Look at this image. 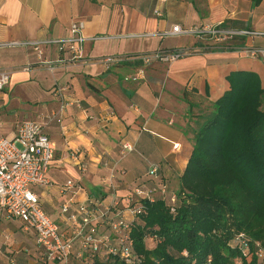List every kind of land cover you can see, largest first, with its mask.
Masks as SVG:
<instances>
[{"label":"crops","instance_id":"1","mask_svg":"<svg viewBox=\"0 0 264 264\" xmlns=\"http://www.w3.org/2000/svg\"><path fill=\"white\" fill-rule=\"evenodd\" d=\"M158 11L162 17L156 16ZM73 22L82 24L86 38L98 37L84 45L85 57L91 60L185 48L193 53L170 64L154 63L139 80L125 81V76L135 75L139 61L109 70L92 62L51 72L39 64L31 48H0V71L9 75L0 92V138L12 139L24 121L45 124L54 143V160L47 183L33 190L62 230L63 203L106 207L116 200L131 221L128 210L137 199L132 189L140 183L150 187L161 181L169 196L176 195L192 152L196 122L229 89L227 76L253 72L264 89V60L234 50L247 40L208 44L186 36H144L174 25L215 23L264 32V0L257 6L250 0H0V43L65 38ZM249 44L263 48L264 37ZM61 57L54 46L43 49L44 60ZM62 102L66 106L61 124L50 121ZM121 140L134 147L124 157ZM72 153L79 154L78 161L72 160ZM152 167L157 168L156 180L148 176ZM67 181L79 190H62ZM0 264H45L34 232L2 212Z\"/></svg>","mask_w":264,"mask_h":264},{"label":"trees","instance_id":"2","mask_svg":"<svg viewBox=\"0 0 264 264\" xmlns=\"http://www.w3.org/2000/svg\"><path fill=\"white\" fill-rule=\"evenodd\" d=\"M226 80L229 89L196 122L175 204L140 200L130 228L135 264H264V89L249 71ZM240 234L246 256L233 243ZM93 264L125 263L98 255Z\"/></svg>","mask_w":264,"mask_h":264},{"label":"built area","instance_id":"3","mask_svg":"<svg viewBox=\"0 0 264 264\" xmlns=\"http://www.w3.org/2000/svg\"><path fill=\"white\" fill-rule=\"evenodd\" d=\"M162 17L160 11L155 13ZM83 26L73 22L69 28V36L60 39L37 40L32 42L0 43L4 47H28L35 52L38 62L49 71H54L60 66L96 63L104 70L122 65L125 62L137 60L140 66L135 75L125 76V81H137L145 74V69L154 63L170 64L176 60L189 56L192 49L175 51L156 50L139 56H105L94 60L85 57L84 45L98 37L86 38L83 35ZM158 36L159 38H174L179 36L193 37L199 42L208 44H221L230 40H253L264 37V32H257L245 28H228L220 23L202 24L183 28L179 25L172 26L155 34L144 36ZM248 44L234 48L252 59L264 60V47ZM49 46L57 48L62 55L53 61L43 58V49ZM9 82V75L0 71V92ZM59 92L63 89H58ZM66 103L62 102L59 111L50 116L61 124V113ZM177 147V145H173ZM134 151L133 145L120 141V154L126 156ZM55 147L45 132V124L35 121H24L16 129L12 139L0 138V212L8 219H17L22 222L26 230L35 234L37 245L42 250V260L45 264H71V258L82 259V264H93V258L98 255L105 257L115 256L125 264H135L132 252L130 228L137 214L141 211L140 200L152 201L154 195L165 199V186L140 183L132 189V194L137 198L128 212L133 219L130 221L123 215V210L118 208V203L113 200L106 207L93 203H80L75 206L63 203L59 214L66 224L65 229L60 227L44 212L40 199L33 190L34 186L47 183L46 175L54 160ZM79 154L72 153L73 161H78ZM148 176L157 179V168L152 167ZM77 189L79 187L72 181H67L63 189ZM75 193H73L74 195ZM176 196H170V205L173 206ZM173 211V210H172ZM234 245L241 250L244 256L248 254V246L244 235H238ZM77 248V252L75 249ZM258 258L264 261V252H258Z\"/></svg>","mask_w":264,"mask_h":264},{"label":"rangeland","instance_id":"4","mask_svg":"<svg viewBox=\"0 0 264 264\" xmlns=\"http://www.w3.org/2000/svg\"><path fill=\"white\" fill-rule=\"evenodd\" d=\"M160 184H161V181L159 182ZM165 190L167 191V189H166V187H165ZM155 196H159V195H154V197ZM176 196V195H175ZM167 203H170V196L167 194V193H165V199H164ZM154 243H155V241L152 239V238H146V246L148 247V248H152L153 247V245H154Z\"/></svg>","mask_w":264,"mask_h":264}]
</instances>
